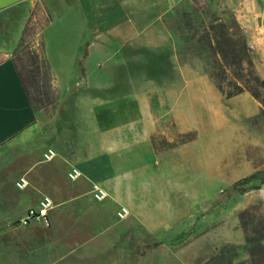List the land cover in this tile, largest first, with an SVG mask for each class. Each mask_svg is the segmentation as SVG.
I'll return each instance as SVG.
<instances>
[{
  "label": "rangeland",
  "instance_id": "rangeland-1",
  "mask_svg": "<svg viewBox=\"0 0 264 264\" xmlns=\"http://www.w3.org/2000/svg\"><path fill=\"white\" fill-rule=\"evenodd\" d=\"M87 1L82 13L73 0H37L13 56L40 117L35 134L0 151V264H264V183L232 188L264 171V0H174L183 11V46L210 83L200 88L202 101L158 109L150 160L156 171L129 178L128 197L94 180L100 145L93 81L109 77L94 76L92 60L85 81L71 76L64 84L60 76L56 88L43 58V28L44 44L57 53L79 34V20L88 37V23L111 13L104 2L95 11ZM148 3H124L128 18L153 19L141 13ZM236 87L243 91L227 98ZM58 89L69 108L64 121ZM174 117L190 129L178 132ZM48 149L55 152L50 161ZM72 168L82 174L76 181L67 177ZM22 177L28 185L18 190ZM93 183L107 193L102 202L92 198ZM43 196L53 201L50 226L21 224ZM121 208L128 210L123 220Z\"/></svg>",
  "mask_w": 264,
  "mask_h": 264
},
{
  "label": "crops",
  "instance_id": "crops-1",
  "mask_svg": "<svg viewBox=\"0 0 264 264\" xmlns=\"http://www.w3.org/2000/svg\"><path fill=\"white\" fill-rule=\"evenodd\" d=\"M65 1L71 0L61 3ZM36 2L0 0V151L18 139L35 134L39 126L40 113L31 105L13 60L23 27ZM103 2L111 13L88 23V37L86 21L79 20V34L64 40L63 45L68 47L55 53L44 44L43 28L42 51L56 88L60 87V76L65 77L64 84H68L71 76L76 77L73 81L77 77L85 81L92 60L96 61L94 76L109 77L93 81L97 95L92 100L98 125L95 138L100 145L94 151V167L98 173L94 180L105 188L119 189L115 191L116 196L119 193V197H128L131 195L126 186L129 178L156 171L150 160L157 155L152 138L157 120L162 117L157 114L158 109L167 104L176 108L179 101L185 105L202 101L200 88L207 89L210 80L199 69L196 55L194 58L183 46L177 30L183 11L174 0H149L141 13L146 12L153 19L147 18L145 23L127 16V5L134 0H88L87 4L96 11ZM75 3L78 11L86 12L85 0H73ZM179 83L183 84L181 90ZM183 91L187 94L181 100ZM59 94L64 121L69 108L67 99H62L60 91ZM71 96L74 102L79 98L76 91ZM174 118L178 132L190 129L178 117ZM192 144L173 150L188 149ZM141 157H149L148 162L135 165L141 162Z\"/></svg>",
  "mask_w": 264,
  "mask_h": 264
},
{
  "label": "built area",
  "instance_id": "built-area-1",
  "mask_svg": "<svg viewBox=\"0 0 264 264\" xmlns=\"http://www.w3.org/2000/svg\"><path fill=\"white\" fill-rule=\"evenodd\" d=\"M43 156H44L45 160L50 161L55 157V152L52 149H48L44 153ZM81 175H82L81 172L77 168H72L68 172L67 177L70 181H76L77 179H79L81 177ZM27 185H28V182L23 177L20 178L16 182V188L18 190H23L24 188H26ZM91 194H92V198L96 202H102L107 197V193L104 190V188L101 187L97 183H93L91 185ZM52 208H53L52 199L48 196H43L38 201L36 206L30 207L26 210L24 216L20 220L21 224L27 225L28 223L35 221V222L42 223L45 227H49L50 226L49 214H50V211L52 210ZM127 215H128V210L126 208H121L117 212V217L120 220L125 219Z\"/></svg>",
  "mask_w": 264,
  "mask_h": 264
},
{
  "label": "trees",
  "instance_id": "trees-1",
  "mask_svg": "<svg viewBox=\"0 0 264 264\" xmlns=\"http://www.w3.org/2000/svg\"><path fill=\"white\" fill-rule=\"evenodd\" d=\"M17 73H18L19 78L21 80V83L23 85V89H24L29 101L31 102V99L29 97V94H28L27 88L24 84V81L21 78V75L19 74L18 71H17ZM242 91H243V89L241 87H236V90L234 92L227 93L226 97L227 98L234 97V96L240 94ZM31 105L33 106L32 102H31ZM33 108H34V106H33ZM255 181H258L260 184L264 183V171L254 173V174L250 175L249 177H246L244 179L237 181L236 183L233 184L232 188L234 190H238V191H242V192H246V191H249L251 189H258L259 187L254 184ZM154 246H156V245H154ZM147 248L149 250H151L153 247H147Z\"/></svg>",
  "mask_w": 264,
  "mask_h": 264
}]
</instances>
